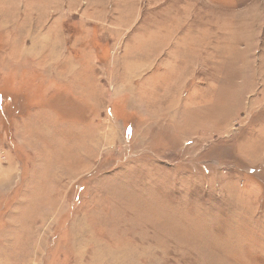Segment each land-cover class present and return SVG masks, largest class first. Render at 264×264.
I'll use <instances>...</instances> for the list:
<instances>
[{"label":"rangeland","instance_id":"obj_1","mask_svg":"<svg viewBox=\"0 0 264 264\" xmlns=\"http://www.w3.org/2000/svg\"><path fill=\"white\" fill-rule=\"evenodd\" d=\"M0 264H264V0H0Z\"/></svg>","mask_w":264,"mask_h":264}]
</instances>
